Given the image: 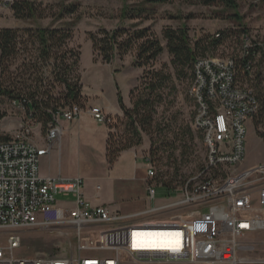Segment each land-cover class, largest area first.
<instances>
[{"label":"built area","instance_id":"obj_1","mask_svg":"<svg viewBox=\"0 0 264 264\" xmlns=\"http://www.w3.org/2000/svg\"><path fill=\"white\" fill-rule=\"evenodd\" d=\"M249 2L264 8V0ZM188 94L195 105L191 127L201 133L206 151L202 173L213 175L184 185L174 201L145 210L149 219L141 222L91 205L83 177L40 174V158L60 143L61 120L72 122L85 110L106 122L102 107L84 109L74 103L59 108L36 138L38 122L23 102L12 101L24 118L11 136L0 139V264L252 262L240 257L239 248L248 234L264 231V162L243 169L238 165L246 155L247 122L255 131L264 105V37L243 28L230 56L198 57ZM142 159L146 181L153 180L151 156L144 153ZM146 191L153 199L151 183ZM186 207L194 209L184 213ZM175 209L181 210L160 217ZM26 228L71 235L75 244L53 256H25L20 248ZM258 261L264 264V259Z\"/></svg>","mask_w":264,"mask_h":264},{"label":"rangeland","instance_id":"obj_2","mask_svg":"<svg viewBox=\"0 0 264 264\" xmlns=\"http://www.w3.org/2000/svg\"><path fill=\"white\" fill-rule=\"evenodd\" d=\"M138 1L129 0L128 3ZM7 2L8 0H0V28L67 27L72 30L68 47L79 54L78 66L74 73L81 84L79 102L84 109L94 105L100 106L108 116L106 122L93 119L95 122L92 125L83 119L81 126L69 130L67 136H69L71 148L66 163L64 161L68 169L74 170L79 165V151L76 149L78 141L91 139L94 152L89 159V164L83 159L81 165L85 172L98 173L105 142L104 126L111 132L110 144L113 142L125 144L138 140L129 118H126L119 108L117 93L119 91L121 94L124 105L132 108L131 93L136 97L142 92L140 77L145 68L135 66V50L123 58L117 56L109 63L103 62L101 58L94 56L89 34L102 28L112 30L117 27L126 29L148 27L163 46V51L156 59L154 68H163L170 72L174 85L171 89L164 90L163 101L157 107L152 124L139 129L140 143L131 146L138 148L140 154H149L153 160L156 176L153 180L147 181L155 189L153 201L155 204L174 201L179 197L181 187L186 184L189 187L194 186L205 176L213 175V173H202L206 151L198 133L191 127L195 109L194 102L188 94L191 72L188 71L186 75L180 77L176 74L170 64V55L167 52L162 31L167 27L176 28L185 24L192 42L197 39L215 37L218 32L224 31L226 38L217 47L207 51L205 56L226 58L235 51L238 33L243 28L264 37V8L261 5L250 3L249 0H235L237 8L233 9L221 3L205 5L198 0H170L153 6L148 18L130 20L120 18L122 0H35L36 4L48 13V17L21 20L13 16ZM61 4L74 5L76 12L66 15L63 19H54L51 15L59 10ZM25 46L27 48L22 49L17 58L12 61L7 76H14L17 68L19 71L23 70L24 66H30L34 62L35 46L30 42L25 43ZM43 75L45 85L52 87L55 97L64 93L63 86L55 81L50 66L45 67ZM0 114L4 115L0 119V135L11 136L23 120L24 113L19 106L12 103V100L0 96ZM79 116L81 119L88 115L84 110ZM68 123L61 120L63 127H66ZM187 127L194 131L193 137L189 136ZM39 129L43 130V126L38 122L34 128V137L39 136ZM262 162H264V127L259 125L254 131L251 123L247 122L246 155L238 168L243 169L245 164L256 165ZM44 166L46 165L41 159L40 172L45 168ZM84 180L86 182L88 179L84 178ZM163 182H171L176 192H169L160 184ZM57 198L63 197L59 195ZM192 209L194 208L186 207L183 212L187 213ZM180 210L165 211L160 217L178 213ZM74 244L75 238L71 235L60 236L49 229L26 228L21 230L20 254L53 256L68 250ZM239 255L243 259L252 260V262L240 264H263L258 260L264 259V231L253 232L244 237L239 248Z\"/></svg>","mask_w":264,"mask_h":264},{"label":"trees","instance_id":"obj_3","mask_svg":"<svg viewBox=\"0 0 264 264\" xmlns=\"http://www.w3.org/2000/svg\"><path fill=\"white\" fill-rule=\"evenodd\" d=\"M122 1L120 18L140 20L149 17L153 6L170 0H139L136 3H128L129 0ZM198 1L205 5L221 3L233 9L237 8L235 0ZM9 7L17 19L33 20L48 17V13H45V10L37 5L35 0H12ZM75 12L74 5L61 4L59 10L51 16L54 19H63L66 15H72ZM217 34H219L218 37H207L192 42L185 24L176 28L163 29L162 37L166 41L170 64L179 77L190 71L192 81L194 61L198 57L205 56L207 51L217 47L226 38L224 31ZM71 37L72 30L67 27L0 28V96L12 101L23 102L27 112H31L43 128L57 109L74 103L83 107L79 102L81 84L79 78L74 75L78 66L79 54L68 47ZM89 39L94 56L101 58L103 62L109 63L117 56L123 58L135 50V66L145 68L140 77L142 92L136 97L131 93L132 108L126 107L119 91L117 93L119 108L123 115L129 118L138 140L125 144L121 142L110 144L112 135L107 130L105 155L108 163H112L122 150L140 143L139 129L152 124L157 107L163 101L164 90L171 89L174 85L170 72L163 68H154V63L162 53L163 46L159 38L148 27L134 29L117 27L112 30L102 28L91 32ZM27 42L35 46L34 62L30 66H24L23 70L19 71L17 68L14 76H7L12 61L17 58L22 49L27 48L25 46ZM47 66L51 67L55 81L63 86L64 93H61L59 97H55L52 87L44 83L43 74ZM61 100L63 102H60ZM3 116L0 114V119ZM259 125L264 127V105L255 121L256 128ZM187 132L190 137H193L194 131L190 127H187ZM196 132L202 140L201 133ZM7 138V135H0V139ZM161 185L171 193L176 192L171 182H163Z\"/></svg>","mask_w":264,"mask_h":264},{"label":"crops","instance_id":"obj_4","mask_svg":"<svg viewBox=\"0 0 264 264\" xmlns=\"http://www.w3.org/2000/svg\"><path fill=\"white\" fill-rule=\"evenodd\" d=\"M86 114L92 119L88 116L80 119L79 116L74 121L69 122L66 127L62 126L63 133L59 145L54 146L48 154L40 158L46 165L40 174L44 177L61 176L71 178L80 176L86 178L88 180L84 183V194L91 205L107 206L110 210L125 215L130 222L148 220L149 215L145 214L144 211L161 204H155L153 199L147 197V181L145 179L147 165L143 163L142 154H140L138 148L130 147L122 150L112 163H108L105 155L107 138V128L105 126L103 130L105 133L103 157L97 174L85 172L81 165L83 159L86 160L85 163L89 164V159L92 152H94L91 139H80L78 141L76 149L79 151V165L76 169L70 170L64 165L71 148L70 139L67 136L69 130H74L76 126H81L80 123H82L83 119L87 120L90 125L95 122L92 115L87 112ZM251 165L253 164H245L243 167L247 168L251 167ZM97 186H99L98 189Z\"/></svg>","mask_w":264,"mask_h":264}]
</instances>
